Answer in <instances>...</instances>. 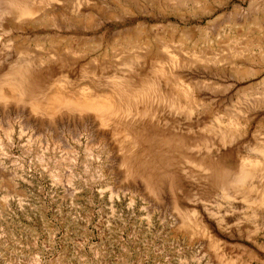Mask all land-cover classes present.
<instances>
[{
    "label": "rangeland",
    "instance_id": "rangeland-1",
    "mask_svg": "<svg viewBox=\"0 0 264 264\" xmlns=\"http://www.w3.org/2000/svg\"><path fill=\"white\" fill-rule=\"evenodd\" d=\"M12 3L34 11L17 20ZM94 3L0 0V87L24 93L0 100V264H264V44L244 50L264 39V0ZM139 22L202 28L156 40L181 79L129 59L141 50L120 37ZM145 80L163 94L113 121L31 104L60 85L106 100Z\"/></svg>",
    "mask_w": 264,
    "mask_h": 264
},
{
    "label": "bare ground",
    "instance_id": "bare-ground-1",
    "mask_svg": "<svg viewBox=\"0 0 264 264\" xmlns=\"http://www.w3.org/2000/svg\"><path fill=\"white\" fill-rule=\"evenodd\" d=\"M94 1H95L94 6L97 9L98 8H102L101 3H100L101 0H94ZM12 6L14 7L13 8V10H14V18L17 19V20H22V19H26V18L30 17L32 15L33 11H34L33 7H31L30 4L27 5L26 3H16V4L12 3ZM43 21H45V20H43ZM77 23L81 24L82 22H81V20L77 19ZM153 27L154 26H152L150 24H147L146 22H139V23L135 24L131 28V30L126 31V34L124 36L120 37V38L123 37L122 38L123 44L125 43V45L127 44L128 46H131L132 50L135 49V48L137 50L138 49L141 50L140 54L131 56L130 58L127 57V58L131 59L134 62L135 61H146V62H148L150 60H155V61L158 60L162 66L160 67V69L158 68L159 70L157 69L158 70L157 75L159 74L161 77H166V78H164L166 82L169 81V77H173L175 79H179V78L181 79L182 76L175 69V68H177V67H175V65L179 64L180 63L179 61H181V60L177 59L175 56H171L168 53H167V55L165 57H163L164 55L160 56L161 54L158 55V53H157V57H156V53L155 52L159 49V46H160V45L156 44V42H157L156 40L157 39L159 41H161V39H163L164 41L168 40V39H166V37H167V34H169V33H171V34L172 33H175V34L178 33L181 37H185V36L191 35L192 32H194V31L202 30V28H200V26L187 28V27L181 26V25H179L177 23H167V24H165L163 26V33H161V36H162L161 37L159 34H154L153 33ZM64 38H66V37H64ZM67 39L68 40L75 39L78 42H80L81 37L80 36H67ZM104 39L105 38L102 35L101 36H95L93 38V41L96 42V43H99L101 45L102 43H104ZM163 40L161 42H163ZM255 40L256 39H254V43H250L248 41H246V42L244 41V43H247L246 45H244V47H245L244 50H246L247 48H250L249 46H251V48H253V46H256V45L262 46V44H264V41H263L264 39H262L261 37L259 39H257L256 41ZM161 42L159 44H161ZM168 43H169V41H168ZM168 43L164 42V44L161 45L162 49H164L165 52L167 50ZM156 45L158 46V49L155 48ZM114 49L116 50V48H114ZM136 49L133 50V51L136 52ZM239 53L240 54L242 53L241 50L239 51ZM125 56L126 55H124V57ZM196 56H197V54H196ZM218 59H219V57H218ZM225 60H223L221 58L220 59V63L224 62ZM216 62H219V60H216ZM128 76H132V75L128 74ZM115 78H116V76H115ZM119 78H120V76H119ZM121 79H123V78H121ZM136 85H134V86H136ZM159 85H161V84L160 83L159 84H157V83H148L147 80H145V81H143V83L141 84V87H139V89H136V90H134L132 92L135 95L128 94V92H131V90L129 88H133V87H129V88L127 87L126 90L128 92H126V91L122 92L123 94H120L119 96H118L117 92H116L117 94L116 93H111V96L107 97L106 100L105 99L104 100L98 99L99 95L95 96L93 94L94 95L93 96V95L87 94V93H84V94H82V95H80L78 97L72 96V95L66 93V90H65L63 85L62 86L60 85V86L56 87L52 91V93L48 96V98L46 99L45 102L38 103L37 101H33V102H31V104L33 105V109H34L35 112L38 111V110H42L43 112H45L47 114H55L57 112V109L60 108V107H72V108L78 109L80 111H93L99 117H101L102 120L113 121L115 119L123 117V115H125V114H127V115L131 114L133 110H132V108L128 107V105L131 103V101L132 100L137 101L139 95L141 93L145 92L146 90L150 91V90L153 89L155 91L156 90L160 91L161 88L159 87ZM122 86H124V85H122ZM120 90H122V88ZM159 93L163 94L161 91ZM20 97L24 98V93L21 90V88H20L18 83L17 84L12 83L7 88L4 87V86L0 87V100L1 101H4V102H8L10 100L19 101ZM116 98H117L118 101L116 100ZM120 98H121V100H120ZM262 153L264 155V149L262 150ZM262 161L264 163V158H262ZM254 168L255 167L253 166V164H250V163L249 164H245L244 165V169H243L244 171L241 173L239 178L244 181L247 177H249L252 174Z\"/></svg>",
    "mask_w": 264,
    "mask_h": 264
}]
</instances>
